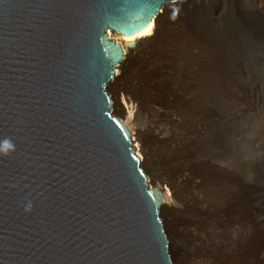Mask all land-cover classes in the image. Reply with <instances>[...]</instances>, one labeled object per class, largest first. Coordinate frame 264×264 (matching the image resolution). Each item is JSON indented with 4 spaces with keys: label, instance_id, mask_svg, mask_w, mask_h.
I'll return each instance as SVG.
<instances>
[{
    "label": "water",
    "instance_id": "1",
    "mask_svg": "<svg viewBox=\"0 0 264 264\" xmlns=\"http://www.w3.org/2000/svg\"><path fill=\"white\" fill-rule=\"evenodd\" d=\"M166 1L0 0V264H174L106 88Z\"/></svg>",
    "mask_w": 264,
    "mask_h": 264
},
{
    "label": "bare ground",
    "instance_id": "2",
    "mask_svg": "<svg viewBox=\"0 0 264 264\" xmlns=\"http://www.w3.org/2000/svg\"><path fill=\"white\" fill-rule=\"evenodd\" d=\"M246 9H252L253 14L262 20L254 21L252 18L249 19L250 17L246 18ZM236 11L239 14H244L241 16L248 27L254 28L253 25L255 26L257 22L264 25V0H169L164 3V7L159 8L158 13L152 16L149 25L143 33L123 34V39H121L116 37L115 31L107 30L111 37L120 43L125 59L119 61L116 65V75L106 83L107 92L112 99V114H116V110L125 119L126 122L118 116L130 130L134 151L139 156L140 166L145 172L143 164L145 165L148 162L146 146L140 135L141 131L139 128L133 127L135 125L134 119L140 109L142 107L145 108V102L139 101L144 96L141 91L153 88L160 92L157 79L164 77V75L166 79L165 69L170 66H174L177 71L180 69L181 75V77H178V83L172 94L173 107L177 109L175 113L177 117L164 108L167 105L162 100L164 98L168 100L169 94L160 92L162 94L161 98L157 97L162 101L161 106L157 103L158 98L150 102L159 105H151L153 112L156 113V116L158 115L151 126L155 132L154 136L156 134L157 137L161 138L165 136L163 134L165 129L163 125H166V122L174 121L172 125L175 126L187 122L188 130L186 135L188 138L191 139L193 144H195L194 140H196V143L200 140L201 149L208 147L207 151L211 150V155L221 151V149L226 150L228 148L230 151L229 144H235V148L232 151L237 158H241L243 153L244 155L247 154L245 153L246 151L241 150V145L250 136H247L241 129L240 123L243 122L245 117L252 115L250 113H252L253 108L249 105L246 107L240 102L244 98L240 92L238 93L239 101L235 103L225 101L224 103L223 97L219 95L218 83L220 82L221 88L229 93L228 84L234 83V81L230 80L228 64H235L242 73H247V71L244 72L246 69L240 65L239 60L249 53L258 54L264 64V34L254 29L256 36L251 39L240 24L236 23ZM183 14H187L190 19L195 17L199 28H192L187 32L186 30L182 31L179 28L174 29L171 27L170 20ZM234 18L236 21H233ZM190 32L192 35L191 41L184 36ZM186 40L185 46L182 43ZM182 45L184 49H182ZM133 48L136 49L137 57L139 58L136 59L135 65L132 54ZM127 49L129 50L128 52ZM159 63H161L163 70L159 67ZM262 67L264 68V66ZM131 72L138 74L139 80L136 79L133 83L128 82L127 79L133 81V79L127 78ZM212 74L215 75L212 76ZM252 74L254 73L252 72ZM124 82L130 83V87L137 91L142 89L136 98L129 93L128 88L125 90L128 92H120V85ZM244 82V79L239 77L238 84L244 88L245 92L247 89ZM163 84L165 85L166 83ZM254 85L256 84L254 83ZM220 97L222 101H219ZM175 99L178 101V105ZM194 100H197L199 105L195 107L194 118H190L191 116L189 117L187 114L183 118L181 113H179L182 108L179 104L187 110V108L196 105ZM137 102H139V105ZM229 111H233L234 114L226 117ZM215 113L217 116L209 121L208 117L215 115ZM168 116L171 118H168ZM230 120L231 124H237V120H239V123L231 127H225ZM260 123L261 119L258 121V124ZM260 126L264 130V122ZM167 139H169L168 135ZM259 142L264 147V139ZM200 143L197 144L200 145ZM205 150L204 153L208 154L209 152ZM198 153H200V148ZM148 178L151 184V177ZM241 179L243 185L240 188L238 187V193L235 191V194L232 193L235 198L227 200L225 202L226 207L221 210L224 217L223 222L227 229L226 234L224 233L223 236H226L227 240L233 239L234 247L232 253H234L236 259H241V264H264V191L262 190L261 193L257 192V185L254 182L252 183L247 176H244V178L241 176ZM154 186L160 187L164 198V202L159 208V214L163 219L161 211L170 209L171 199L175 190L169 182L164 184L163 188L160 185ZM203 209L205 210L206 208L204 207ZM163 227L169 241V250L173 256L171 241L165 223H163ZM210 256L214 257V251L210 253ZM223 264L227 263L223 262Z\"/></svg>",
    "mask_w": 264,
    "mask_h": 264
},
{
    "label": "rangeland",
    "instance_id": "3",
    "mask_svg": "<svg viewBox=\"0 0 264 264\" xmlns=\"http://www.w3.org/2000/svg\"><path fill=\"white\" fill-rule=\"evenodd\" d=\"M245 11L246 18L250 17L249 19L252 18L254 21L262 20L253 14L252 9H246ZM187 14L180 15L181 17L179 16L178 18L175 17L176 19H171V27L174 29L179 28L182 31L186 30L187 32L192 28H199L196 18L193 17L190 19ZM241 15L244 14H239V12L236 11L235 18L237 21L235 18L233 21H236V23L238 22L251 39L256 36V30L264 34V25L258 24L257 22L255 26L253 25L254 28L248 27ZM184 36L187 37V40L191 41V32ZM187 40L182 44L185 45ZM182 49H184V47ZM128 51L127 49V52ZM132 54L135 65L136 59H139L135 48H133ZM239 62L241 63L240 65L246 69L244 72L247 71V73H242L235 64V66L228 64L227 68L230 70L229 77L234 83L231 82L228 84V93L221 88L219 82L218 91L219 95L223 97L224 103L225 101L228 103L239 101L238 93L240 92L244 97L242 100L240 99V102L246 107L249 105L253 108L252 111L249 110L252 112L250 113L252 115L247 118L245 117L243 122L240 123L241 129L247 136H250L241 145V150L243 149L244 152L246 151L245 153H247L245 155L244 153L242 154V159L234 156L232 149L235 148V144H229L228 147L230 151L228 148L226 150L220 148L221 151H217L213 155L210 153L211 150L207 151L208 147L204 148L202 146L203 150L201 149L200 140L197 142L198 144L200 143V145L196 143V140H194L195 144H193L191 139L186 135L188 130L187 122L177 126L172 125L174 121L169 123L166 122L167 124L163 125V127H165L163 134H165V136H162V138L157 137V134L154 136L155 132L151 126L153 120L157 118L158 115L156 116V113L153 112L151 106L153 103L150 102L153 99H157V96L161 98L162 94L160 92L168 93V100L165 98L162 100L163 103L167 105L164 108L171 111V114L177 117V115H175L177 109L173 107L172 94L178 83V77H181L180 69L177 71L174 66L165 69L166 79L165 75L157 79L160 92L153 88H147L146 91H141L142 89L137 91L133 87H130V83L129 85L125 82L120 85V92L124 93L129 91L135 98L140 91L144 94L139 101L142 103L145 102V108L142 107L137 113L134 119L135 125L133 127L139 128L141 131L140 135L146 146L145 149L148 162H146L145 165L143 164V166L148 177H151V185H160L163 188L164 184L169 182L175 190L171 199L170 209L161 211L171 241L173 253L172 261L174 264H223V262L227 264H241V259H236L234 253H232L234 247L233 239L227 240V237L223 236L224 233L226 234L227 229L223 222L224 217L222 216L221 210L226 207L225 202H227V200H233L235 198L233 194H235V192L238 193V187L240 188V186L243 185L241 183V176L243 178L247 176L251 179L252 183L254 182L257 185V192L261 193L262 190L264 191V147L259 142L264 139V130H262L260 126L264 122V68L262 67L264 64L256 53H249L243 56ZM159 64V67H161V63ZM252 72L254 74H252ZM214 75L215 74H212V76ZM138 77V74L131 72L128 74L127 78L133 79V81L127 80L133 83L134 80H139ZM239 77L243 78L245 81L244 83L247 89L245 92L244 88L238 84ZM163 83H166L168 88L166 84L164 85ZM254 83L256 85H254ZM127 88L128 91H125ZM109 90L111 92L110 88ZM160 98H158L157 103L161 106L162 101H160ZM220 99L219 101H222V99ZM194 101L192 102L196 105H190L191 107L187 108V110L179 104L182 108L181 111H178L183 118L186 114L189 117L191 116L190 118L195 115V107L199 105L197 100ZM176 102L178 105L177 100ZM137 103L139 105V102ZM153 105L157 106L156 104ZM189 109L190 111H188ZM115 113L116 114L113 115L125 121L119 112L115 110ZM230 114H234L233 111L227 112L226 117ZM216 116V113L213 116L210 115V117H208L209 121ZM168 118L171 117L168 116ZM260 119L261 123L258 124ZM238 121L239 120H237V124L239 123ZM230 122L231 120L227 122L228 124L225 127L237 125L231 124ZM167 135L169 139H167ZM199 148L200 153H198ZM204 150L209 153H204ZM143 172L147 176L144 169ZM204 207L207 210H204ZM212 251H214V257H211L212 255L210 256Z\"/></svg>",
    "mask_w": 264,
    "mask_h": 264
}]
</instances>
